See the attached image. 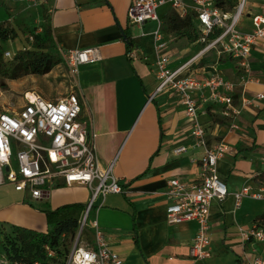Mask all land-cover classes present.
Listing matches in <instances>:
<instances>
[{"label":"crops","instance_id":"0c3cea01","mask_svg":"<svg viewBox=\"0 0 264 264\" xmlns=\"http://www.w3.org/2000/svg\"><path fill=\"white\" fill-rule=\"evenodd\" d=\"M0 1L10 10L23 6L16 1ZM132 2L49 0L46 6L30 7L41 13L47 11L62 58L69 49L100 47L102 58L81 68L76 90L83 99L82 116L92 120L97 133L99 162L107 166L116 159L114 173L124 191L108 194L104 205L94 209L92 219H98L122 264H237L238 261L248 264L264 255L261 244L243 235L264 212V199L246 197L237 205L235 193L246 185L256 189L262 186L264 108L255 104L243 107L237 129L230 128L217 106L201 110L200 120L210 143L224 140L229 146L217 165L229 193L211 204L213 256L204 262L193 260L190 247L198 226L195 222L169 224L164 193L172 178L198 180L200 169L194 159L201 157L203 150L191 148L188 153H174L176 147L190 145L192 125L177 93L166 89L148 103L158 84L153 70L152 38L142 37L129 22ZM263 2L248 1L247 14L241 19L246 30L251 28V15L260 12ZM161 12L165 15L167 8ZM14 18L10 11L0 8V21ZM156 28V22H149L144 31L151 34ZM125 30L131 35L132 45ZM171 34L164 33L168 50L173 62L180 65L199 47L187 38ZM138 47L145 51L147 59L130 56V50ZM250 60L252 78L257 79L237 87V103L264 92V39L254 47ZM61 65L64 63L57 67ZM193 69L202 75L220 73L233 81H239L242 74L236 60L217 59L213 54L197 62ZM90 193L85 186H61L48 200L31 201L12 186H0V225L12 223L46 231V210L71 204H81L85 209ZM26 199L40 207L27 203Z\"/></svg>","mask_w":264,"mask_h":264},{"label":"built area","instance_id":"2783aa9c","mask_svg":"<svg viewBox=\"0 0 264 264\" xmlns=\"http://www.w3.org/2000/svg\"><path fill=\"white\" fill-rule=\"evenodd\" d=\"M16 1L28 7L46 6L49 0ZM249 0H239L232 10H224L215 0H133L128 10L129 22L141 30V36L150 35L154 54L153 70L157 79V93L166 89L177 93L192 122L190 145L174 149L176 155L188 153L191 148L202 149L203 154L194 159L199 165V178L187 181L172 178L164 195L167 197L166 218L169 224L195 222L197 232L190 247L193 260L206 261L213 256L211 231V204L223 200L229 193L227 184L218 172V161L229 151L224 140L210 143L205 125L200 120L203 107L217 106L219 114L229 121L231 129L239 127L245 106L264 108V92L237 103L239 85L256 81L251 73V55L254 47L264 39V2L259 13L251 15V28L241 24L247 14ZM175 11L182 18L195 15L199 24V38L193 41L199 47L191 58L178 65L168 50L169 42L163 31L164 12ZM156 22L157 28L148 34L144 26ZM219 59L230 57L239 64L241 79L233 81L220 73L202 75L193 66L212 55ZM14 54L5 52L6 58ZM130 56H143L138 47ZM102 58L100 47L74 48L63 54V63L74 78L75 91L65 97L48 99L38 93L26 92L24 104L0 106V186H12L31 201L48 200L61 186L79 185L90 189V197L71 236L62 234L60 245L46 242L42 245L41 259L33 262L10 259L0 253V264H122L123 260L110 245L98 219H91L93 209L104 205L108 194L124 191L115 175L116 159L102 166L98 159L97 133L92 120L82 116L83 99L76 90L81 68ZM254 79V80H253ZM264 165V156L262 158ZM237 205L246 197L264 199V185L259 188L244 186L235 193ZM90 228L86 235V228ZM263 246L264 227L253 224L243 233ZM69 237L64 245L63 241ZM207 264V263H203ZM248 264H264V255Z\"/></svg>","mask_w":264,"mask_h":264},{"label":"trees","instance_id":"16d2710c","mask_svg":"<svg viewBox=\"0 0 264 264\" xmlns=\"http://www.w3.org/2000/svg\"><path fill=\"white\" fill-rule=\"evenodd\" d=\"M216 5L224 10H232L238 5L239 0H215ZM9 11V7L0 1V8ZM42 31L33 32L30 36L31 44L28 47L16 51L12 58H6L7 50L0 44V76L17 79L30 74L46 75L54 68L62 64L63 58L56 46L53 29L49 22L47 11H43ZM166 21L167 30L174 33L179 38H187L196 41L199 38V24L195 15H188L182 18L175 11L167 12L162 18ZM164 33L167 30L163 27ZM127 41L132 45L133 41L130 33L125 30ZM19 36L14 21H0V40L7 42ZM261 184L264 185V172L261 177ZM84 206L81 204H71L60 207L56 210H46L48 228L46 231H37L22 226H14L10 236L3 239L0 253L7 255L11 260L33 262L41 259L42 245L49 242L60 245L62 234L72 236L78 227V220ZM254 224L264 227V212L259 214ZM69 241V237L63 241L64 245ZM237 264H243L238 261Z\"/></svg>","mask_w":264,"mask_h":264},{"label":"rangeland","instance_id":"374dc122","mask_svg":"<svg viewBox=\"0 0 264 264\" xmlns=\"http://www.w3.org/2000/svg\"><path fill=\"white\" fill-rule=\"evenodd\" d=\"M9 11L15 16L14 24L19 36L7 42H2L0 40V44L5 50L14 54L19 49L30 46L32 40L30 36L33 32L42 31L41 24L43 22V16L40 11H36L35 9L25 5H19L13 10ZM133 27L135 32L139 34L141 33V30L136 25ZM163 27L165 30H167L166 21H163ZM167 32L171 34L170 31L167 30ZM174 35V33L171 34L172 37ZM73 91H75L74 78L70 74L66 65H61L60 67L55 68L52 73L47 75L30 74L17 79L0 76V106H19L24 104V95L26 92H35L48 99L54 100L65 97ZM26 202L34 205L36 208L40 207L37 202H30L27 199ZM93 213L94 209L90 215L89 225L91 224L90 222ZM14 226L20 225L12 223H8L6 226L0 225V252L2 250L4 237L10 236ZM21 226L33 229L30 226ZM89 231L90 228H86V235L89 233Z\"/></svg>","mask_w":264,"mask_h":264},{"label":"bare ground","instance_id":"6f19581e","mask_svg":"<svg viewBox=\"0 0 264 264\" xmlns=\"http://www.w3.org/2000/svg\"><path fill=\"white\" fill-rule=\"evenodd\" d=\"M33 95L32 92L30 93V96Z\"/></svg>","mask_w":264,"mask_h":264}]
</instances>
